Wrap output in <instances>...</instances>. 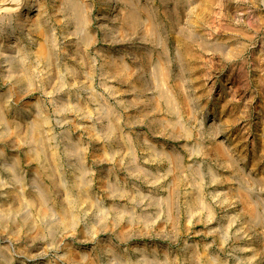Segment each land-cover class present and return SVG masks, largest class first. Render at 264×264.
Instances as JSON below:
<instances>
[{"label": "rangeland", "instance_id": "1", "mask_svg": "<svg viewBox=\"0 0 264 264\" xmlns=\"http://www.w3.org/2000/svg\"><path fill=\"white\" fill-rule=\"evenodd\" d=\"M68 1L0 0V264H264V0Z\"/></svg>", "mask_w": 264, "mask_h": 264}, {"label": "bare ground", "instance_id": "2", "mask_svg": "<svg viewBox=\"0 0 264 264\" xmlns=\"http://www.w3.org/2000/svg\"><path fill=\"white\" fill-rule=\"evenodd\" d=\"M68 1V0H67ZM75 1H77V0H75ZM69 2V1H68ZM73 4V3H72ZM71 4V5H72ZM135 4V3H134ZM70 5V4H69ZM80 6V5H79ZM66 7V6H65ZM78 7H76V9H77ZM80 8V7H79ZM79 8L77 9V10H79ZM138 8V7H137ZM75 9V8H74ZM73 10V9H72ZM69 11V10H68ZM75 12V11H74ZM131 12V11H130ZM130 12H129V14H130ZM73 13V12H72ZM132 13H134V12H132ZM149 14V13H148ZM66 15V14H65ZM77 15V14H76ZM131 16H132V14H130ZM72 16H73V14H72ZM74 16H75V13H74ZM79 16V15H78ZM135 16V15H134ZM149 16H151V15H149ZM81 17H82V15H81ZM81 17H79V19L81 18ZM128 17H129V15H128ZM75 18V17H74ZM132 18H134V17H132ZM138 18V17H137ZM141 18V17H140ZM134 19H136V18H134ZM69 21V20H68ZM72 21V20H71ZM130 21V20H129ZM136 21V20H135ZM137 22V21H136ZM135 22V23H136ZM40 23V22H39ZM39 23H38V25H39ZM131 23V22H130ZM135 23H134V25H135ZM139 23V22H138ZM132 24V23H131ZM137 24V23H136ZM36 25H37V23H36ZM43 26H44V24H42ZM80 25V24H79ZM133 26V25H132ZM39 27H41V26H39ZM79 27V26H78ZM134 27V26H133ZM46 28V27H45ZM81 28V27H80ZM35 29H36V32H37V28L35 27ZM39 29V28H38ZM41 29V28H40ZM155 29V28H154ZM48 30V29H47ZM132 31V30H131ZM40 32L43 34L44 32H43V30L41 29L40 30ZM84 32V31H83ZM88 32V31H87ZM39 33V32H38ZM37 33V34H38ZM46 37H48L49 35H47V33L46 34H44ZM32 36V35H31ZM45 38V37H44ZM87 38H89V36L87 37ZM86 38V39H87ZM45 41V40H44ZM91 41V40H90ZM182 42V41H181ZM48 44V43H47ZM37 46V45H36ZM39 47H41L40 45H39ZM48 47H49V45H48ZM36 50H38V49H36ZM38 53L40 54V56L41 57H43L46 61H50L51 60V58H52V54H51V51L47 48V47H44V48H40V50L38 51ZM37 54V53H36ZM54 56V55H53ZM39 57V56H38ZM161 57V56H160ZM47 64H48V62H47ZM55 65V64H54ZM161 66H159V68H160ZM161 70H163V69H161ZM166 71V70H165ZM163 72V71H162ZM164 73V72H163ZM23 76V75H22ZM164 76V75H163ZM162 76V77H163ZM165 77V76H164ZM158 82V81H157ZM166 89V88H165ZM160 92H162V91H160ZM168 93V92H167ZM160 96V95H159ZM166 96H168V95H166ZM161 98V97H160ZM168 98V97H167ZM173 98V97H172ZM166 99V98H165ZM172 103V102H171ZM173 104V103H172ZM167 105H168V103H167ZM74 106V105H73ZM4 114V113H3ZM39 120V119H38ZM45 120V119H44ZM36 125H38V124H36ZM33 126V125H32ZM43 126V125H42ZM41 125L39 126V127H42ZM37 128V127H36ZM39 130V129H38ZM42 130V129H41ZM32 133H34V132H32ZM40 134V132H37V134H35V138H37V139H39V142L38 143H40V140L42 139L41 138V135H39ZM31 135V134H30ZM47 137V136H46ZM77 143V142H76ZM36 144V143H35ZM75 144V143H74ZM40 145H42V143L40 144ZM44 146V145H43ZM38 147V146H37ZM39 148V147H38ZM46 148V147H45ZM40 150H41V148H40ZM43 151H45V150H43ZM51 152V151H50ZM48 157V156H47ZM48 159V158H47ZM51 161V160H50ZM53 162V161H52ZM51 166V165H50ZM53 166V165H52ZM77 177V176H76ZM78 178V177H77ZM76 178V179H77ZM78 180H80V179H78ZM82 180V179H81ZM81 182H83V181H81ZM80 183V182H79ZM78 183V184H79ZM83 183H85V182H83ZM85 185V184H84ZM87 186V185H86ZM85 186V187H86ZM82 187V186H81ZM40 189V188H39ZM82 196H86V192H87V190H85V189H83L82 190ZM42 195V194H41ZM36 196V195H35ZM40 197H42V196H40ZM197 197V196H196ZM173 198V197H172ZM39 199V198H38ZM44 199V198H43ZM40 200V199H39ZM21 201V200H20ZM44 202V201H43ZM40 203V202H39ZM63 208V207H62ZM256 209V208H255ZM3 211V210H2ZM68 212V211H67ZM253 212V211H252ZM8 214V213H7ZM65 215V214H64ZM258 217V216H257ZM67 218V217H66ZM62 220H64V219H62ZM66 220V219H65ZM64 220V221H65ZM63 221V222H64ZM68 221H69V219H68ZM64 224V223H63ZM65 227V226H64Z\"/></svg>", "mask_w": 264, "mask_h": 264}]
</instances>
